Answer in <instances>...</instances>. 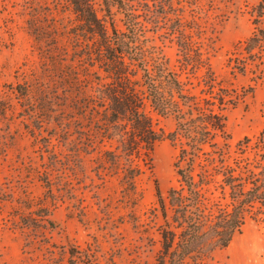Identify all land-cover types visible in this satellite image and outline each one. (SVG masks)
Returning <instances> with one entry per match:
<instances>
[{
	"label": "rangeland",
	"instance_id": "obj_1",
	"mask_svg": "<svg viewBox=\"0 0 264 264\" xmlns=\"http://www.w3.org/2000/svg\"><path fill=\"white\" fill-rule=\"evenodd\" d=\"M259 1H181L184 19L195 20V29H187L206 63L195 74L180 70L182 55L169 22L162 20V27L151 26L147 33L189 82V91L212 101L225 117L224 134L205 142L193 163L194 178L202 179V203L214 215L233 204L221 173H232L247 189L263 165L264 45L243 49ZM173 4L179 6L177 0ZM112 11L114 25L123 29L120 13ZM76 23L65 0H0V264H70L71 247L92 254L98 264H153L173 213L167 190L182 187L175 162L183 139L166 136L175 129L173 118L147 107L153 128L164 135L150 150L141 142L129 152L121 142L130 139L129 124L118 122L108 130L103 115L94 120L75 110L69 114L71 134L49 137L46 148L41 137L52 124L43 123L41 134L29 132L11 93L24 77L43 74L47 46L32 25L46 39L49 29L57 28V43L69 60L86 43L83 38L74 43L66 32ZM245 211L229 243L197 264H264V201L251 202Z\"/></svg>",
	"mask_w": 264,
	"mask_h": 264
},
{
	"label": "trees",
	"instance_id": "obj_2",
	"mask_svg": "<svg viewBox=\"0 0 264 264\" xmlns=\"http://www.w3.org/2000/svg\"><path fill=\"white\" fill-rule=\"evenodd\" d=\"M181 1L174 6V0H65L77 20L66 32L74 43L82 38L86 43L67 60L66 52L57 43L58 29H49L52 35L46 39L35 31L37 25H32L36 39L46 42L48 48L43 74L25 75L10 87L20 108L18 114L31 126L26 125L29 132L41 134L43 123L52 124L50 129L46 126L47 137H41L46 148L49 137L56 134L65 139L71 134L69 114L75 110L80 117L89 115L94 120L103 115L108 130L118 122L129 124L130 139L121 141L128 143L129 152L141 142L150 150L164 135L153 128L147 107L157 115L173 118L175 129L166 136L172 141L177 136L183 139L175 162L182 187L167 190L173 213L160 233V249L153 264H197L202 256L229 243L242 224L247 205L264 201L263 159L257 177L247 189L232 173H221L233 201L230 211L214 215L202 203V179L194 178L193 163L205 142H210L217 132L224 134L225 117L214 109L212 101L189 91V82L181 79V72L147 36L151 26L157 29L162 27V20L169 22L167 29L176 38L182 55L180 70L195 74L205 66L187 29H193L195 20L184 19ZM112 9L120 13L123 29L114 25ZM263 10L264 0H260L254 8V31L243 48L247 52L264 45ZM98 70L104 73L105 81ZM207 85L213 87L211 81ZM57 113L61 116L54 119ZM181 161L184 165L179 164ZM156 196L163 211L164 201L158 189ZM68 253L70 264H98L92 254L82 249L71 247Z\"/></svg>",
	"mask_w": 264,
	"mask_h": 264
}]
</instances>
